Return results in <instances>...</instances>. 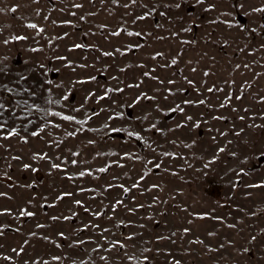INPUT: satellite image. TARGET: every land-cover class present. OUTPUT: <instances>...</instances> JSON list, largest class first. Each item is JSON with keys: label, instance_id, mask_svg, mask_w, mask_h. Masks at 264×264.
Returning <instances> with one entry per match:
<instances>
[{"label": "rangeland", "instance_id": "374dc122", "mask_svg": "<svg viewBox=\"0 0 264 264\" xmlns=\"http://www.w3.org/2000/svg\"><path fill=\"white\" fill-rule=\"evenodd\" d=\"M261 5L0 0V264H264Z\"/></svg>", "mask_w": 264, "mask_h": 264}, {"label": "snow or ice", "instance_id": "6c2138e0", "mask_svg": "<svg viewBox=\"0 0 264 264\" xmlns=\"http://www.w3.org/2000/svg\"><path fill=\"white\" fill-rule=\"evenodd\" d=\"M210 7H211V5H210ZM258 10H264V5H261L260 9H258ZM33 107H35V105H33ZM13 131H15V129H13ZM25 167H28V165H25ZM77 203H79V202H77Z\"/></svg>", "mask_w": 264, "mask_h": 264}]
</instances>
